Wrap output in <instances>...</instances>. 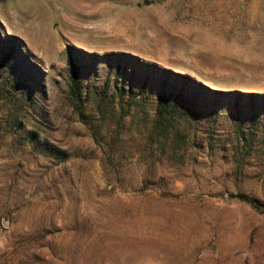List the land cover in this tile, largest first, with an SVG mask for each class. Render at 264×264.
Wrapping results in <instances>:
<instances>
[{
    "label": "rangeland",
    "instance_id": "1",
    "mask_svg": "<svg viewBox=\"0 0 264 264\" xmlns=\"http://www.w3.org/2000/svg\"><path fill=\"white\" fill-rule=\"evenodd\" d=\"M211 91L264 95V0H0V264H264V97Z\"/></svg>",
    "mask_w": 264,
    "mask_h": 264
},
{
    "label": "trees",
    "instance_id": "2",
    "mask_svg": "<svg viewBox=\"0 0 264 264\" xmlns=\"http://www.w3.org/2000/svg\"><path fill=\"white\" fill-rule=\"evenodd\" d=\"M70 72H71L72 91H74V93H76L75 90H78L80 92V96H81V94H83V92H82V87L79 84V80H78L79 79L78 68L75 67L74 65H72ZM175 75L177 77H182L186 80L192 81V79H190L188 76H182L179 74H175ZM112 91H113L111 93L112 96L119 99V101L121 103H123L124 96H127V100L130 103V106L133 105L136 100H138L139 98H143L146 94H148V92H146L147 89L143 86H141L140 89H138V91H132V90L128 91L127 90L126 93L124 90H122L121 88H117V87L112 88ZM211 92L217 93L219 95H231V94H233V95H237L238 97L239 96H248L252 99H254L255 97H264V95L256 94V93L245 94L242 92H225V91H211ZM108 94H109V89H108V87H105V86H103L98 91L94 88H91L90 90L86 91L87 96L92 95L97 100L98 106L101 104L103 99L108 96ZM181 97H182V95H180V94H169L166 91H163L162 93H160L157 96L156 107L154 110V119H153V126L155 128H161L163 126L164 127L170 126L173 118L176 117V115H178V113L181 112L177 106L180 103V101H182V100H180ZM120 107H121L120 108L121 110H124L123 104ZM127 115L128 116L130 115L129 111L127 114H124L123 117H125ZM251 132H252V130H251ZM242 140H243L242 141L243 143L247 142L244 137H242ZM237 196L241 201L246 202L247 204H249L250 206H252L256 210H260L264 213V210H262V208H261V203L258 200H256L255 198H252V197L244 195V194H240Z\"/></svg>",
    "mask_w": 264,
    "mask_h": 264
}]
</instances>
